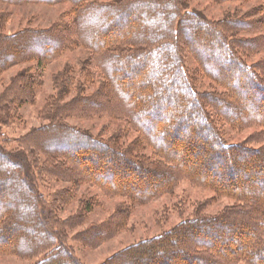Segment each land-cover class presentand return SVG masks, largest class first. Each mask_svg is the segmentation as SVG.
<instances>
[{
  "label": "trees",
  "instance_id": "1",
  "mask_svg": "<svg viewBox=\"0 0 264 264\" xmlns=\"http://www.w3.org/2000/svg\"><path fill=\"white\" fill-rule=\"evenodd\" d=\"M29 1L56 3L62 0ZM69 1L77 5L78 22L83 20L74 31H65L69 43L61 41L57 47H50V51L49 47H45L57 41L61 33L56 29V33L54 30L24 31L12 38L2 35L0 73L27 58L37 59L43 67L45 61L54 58L63 47L81 43L98 54L96 65L105 71L106 90L99 96L112 101L114 114L125 119L141 137L138 142L124 149L112 145L110 141L74 130L60 121H53L44 129L31 134L27 138L30 141H26L29 145L37 146V142L42 141L43 144L50 142L52 145L72 149L70 156H67L63 150L39 144L43 153L48 156L53 154L55 160H58L41 164L47 174L57 180L74 183L77 189L81 183H88L111 197L124 196L133 206L143 205L172 193L183 179L203 188L213 189L220 195H229L236 201L215 216L197 213L171 231L117 253L108 264H172L171 261L179 262L176 264H236L238 261L263 264L264 181L261 182L262 188L258 189L254 185L246 187L248 179L243 181L244 184H234L232 180H238L245 173L252 174V177L255 175L253 183L260 182V175H264V163L257 162H264V146L249 148L244 143L230 145L225 142L208 107L213 109L215 116L229 117L231 125L238 129L253 125L264 129V63L251 65L246 59L264 49V12L259 19L228 17L219 22H210L198 14L186 11L190 0H113L108 4L94 3L85 6L84 0ZM252 15L254 14L247 16ZM143 18L144 25L137 27L136 21ZM123 20L129 21L126 33L125 29H118L116 26ZM103 25H106L105 29H102ZM199 32H206V35L202 37ZM257 32L263 35H241ZM136 33L140 37H136ZM181 35H184V43L179 39ZM13 39L20 41V44L12 43ZM141 45L147 46V49L144 50ZM127 47L132 50H127ZM182 47L195 57L204 74L225 87L224 94L214 96L197 91L193 79L183 66L180 56ZM118 72L129 76L141 75L144 79L138 81L141 88H133L131 93H127L116 80L115 73ZM33 79V75H24L13 81L10 91L14 106H21L30 98L31 101L34 100ZM234 85L239 88L237 91ZM175 88L185 94L176 93ZM7 92L8 90L1 95L2 101L8 97ZM127 97L131 98L128 107L119 106ZM97 98H76L59 109L66 114L84 105L95 104ZM193 100L197 101V108H194ZM10 108L9 105L0 106V119L4 112L10 113ZM247 109L256 112L251 115L246 113ZM229 110L235 114L234 117L227 113ZM197 121H203V127L193 128ZM186 133L192 137L197 133L203 134L205 141L210 142L209 148H201L204 156L201 162L191 166L193 171H188L185 162L171 153L177 136L182 138ZM260 135L263 136V133ZM143 149L153 150L152 155L156 159L140 157L138 151ZM86 150L94 151L95 156L99 157L96 161L91 157L84 159L92 161L93 167L84 166L80 153ZM27 155L30 159L29 167H33L31 163L41 162L36 149L31 148ZM14 157L0 149V159L3 161L0 164V185L11 184L9 194L17 198L10 204L12 213L9 208L0 210V242L7 241L6 235H11L10 229L15 226L23 236V243H13L11 249L5 247L0 252L24 255L27 258L49 254L40 264H82L67 247L65 239L67 229H74L84 216L80 213L78 218L62 220L56 216V211L48 210V205L37 193L34 176L27 175L23 171L24 165L15 163L12 159ZM202 168L211 172L209 176L197 174V170ZM128 170H136L141 176L148 174L150 180H147L144 188L133 186L129 182L114 181L115 175L124 176L128 174ZM216 175L218 179L215 180ZM12 184L17 185L15 193ZM71 198V192L64 191L55 196V202L66 203ZM0 201L3 202L4 199ZM89 205L87 207L90 208ZM130 214V206L120 209L105 225L93 226L80 240L91 245L92 239L98 244L104 239L112 238L123 228ZM74 221H77L76 224L71 226L70 222ZM26 229L32 231L33 235L23 234ZM231 242L236 246L229 249ZM175 246L181 247V251H175ZM158 251L166 255L161 259Z\"/></svg>",
  "mask_w": 264,
  "mask_h": 264
},
{
  "label": "rangeland",
  "instance_id": "2",
  "mask_svg": "<svg viewBox=\"0 0 264 264\" xmlns=\"http://www.w3.org/2000/svg\"><path fill=\"white\" fill-rule=\"evenodd\" d=\"M112 2L113 0H84L83 4L84 6L94 3L102 5ZM263 6L264 0H231L226 2H219L216 0H190L186 11L188 13L198 14L210 22H219L228 17L246 18L250 20L259 19L263 15ZM77 12V5L69 0H62L56 3L29 0H0V36L4 35L12 38L29 30H38L42 32L54 30L55 33L57 30L61 33L56 39L57 43L55 42L53 44L51 42L49 45L44 44L45 47H49L50 51V47H57V44L59 42L61 43V41L62 43H69L65 31H74L79 27L81 21L83 22V20L78 22L79 16ZM248 14L254 15L248 17ZM127 22L129 24L128 20H123L121 23H117L116 26L118 29H125L124 33H126L128 27ZM144 22V18L136 21L137 27L143 26ZM88 23L90 24L91 21L89 20ZM102 27V29H105L106 25ZM183 27L184 30L187 29L185 25H183ZM199 33H201L200 35L202 37L206 35V32ZM137 35L138 33H136V37ZM241 35L244 37H256L263 35V33H243ZM138 37L140 36L138 35ZM179 39L184 43V35H181ZM16 42L20 44V41L13 39L12 43ZM141 47L144 50L147 49L145 45H141ZM126 49L132 50L130 47ZM25 50L30 52L29 49ZM112 50L113 48H111V51ZM150 54L151 52L148 53V55ZM38 55L41 54L39 53ZM180 56L183 60L185 70L188 72L190 78L193 79L196 89L200 94L215 96L222 95L226 92L223 85L201 71L198 61L191 53L186 51V49L183 50V47L181 48ZM97 58L98 54H95V52L91 51L87 46L78 43L70 47H63L54 58L45 61L43 67L37 59L27 58L23 61H18L17 64L11 65L4 72L0 73V106L9 105L11 107L10 113L4 114V112L3 117L0 119V149L7 154L15 156L12 158L13 161L23 164V171H25L27 175L31 174V177L34 176L37 193L41 195L45 204L48 205V210L56 211V216L59 219H74L79 216L80 213L84 216L81 222L79 221V224H76L77 221L73 223L70 222L71 226L74 224L76 225L74 229H67V237L65 239L67 247L73 251L75 257L82 264H108L110 259L117 253L141 241L161 236L178 227L184 220L194 217L197 213L215 216L236 203L229 195H220L213 189L203 188L200 185H195L188 179H183L177 184L172 193L165 194L149 203L133 206L131 204L132 202L124 196L111 197L100 188L88 183H81L80 187L77 189L74 183L60 181L47 174L41 164L46 162L50 164V162L56 161L57 159L55 160L53 154L48 156L43 153V149H39L38 145L41 144L45 147L47 145L49 148L63 150L67 156H70L69 154L72 152V149L63 147V145H52L49 144L50 142L48 144L44 142L43 144L42 141H38L36 144L37 146H35V144L29 145L26 141H30L27 138L30 137L31 134L44 129V127L49 126L53 121H60L74 130L87 133L94 138L110 141L112 145H118L124 149H128L136 141L138 142L141 137L140 133L133 129L125 119L114 114V107L111 104L113 103L112 101H107V98L99 96L102 91L106 90V77L103 68H99L96 65ZM246 59L251 65L264 63V49ZM224 71L227 72V69ZM24 75H26V77H30V75L34 76L36 82H34V100L31 101L32 98H30V96V99L23 105L14 106L11 97L12 93L10 91L12 88L11 85L13 81H17L19 77ZM115 77L116 80L122 84L123 89L127 93H131L133 88L136 90L141 88L139 87L138 81L140 79L144 80L141 78V75L140 77L129 76L123 75L121 72L115 73ZM130 84H132V87H129ZM234 88L236 91L239 89L237 85H234ZM7 90L9 92H7L8 97L4 98L2 101L3 98H1V95ZM174 90L176 93L185 94L184 91L178 88ZM96 96L98 97V101L95 104L88 106L84 105L66 114L62 113L59 109L60 106L76 98ZM24 97H26V94ZM130 100L131 98L127 97L126 101L119 103V106L121 105L125 108L130 104ZM193 102H195L194 108H197V101L193 100ZM208 109L215 119L214 121L217 129L224 141L228 144L236 145L244 143L249 148H262L264 146V129L261 126L253 125L238 129L231 125L228 119L229 117L225 118L220 115L215 116V114H213V109L211 107H208ZM255 112L251 109H247L246 111V113L251 115ZM227 113L232 117L235 116L230 110ZM195 123L196 125H193V128L199 129L203 127V121H197ZM262 133L263 136L260 135ZM188 134L189 133H186L182 138L177 136V141L175 140L177 144H173L174 146L171 153L173 156L185 162L188 171H193L191 166L201 162L204 156V154L201 153V148H209L210 142L205 141V136L203 134L197 133L194 137ZM255 138L259 140L254 141ZM44 140L46 139L44 138ZM31 148L37 150L38 159L41 160V162L31 163L34 168L29 167L30 159L27 155V152ZM216 151L219 150L216 148ZM138 153L143 159H156L153 157V150L151 149H143L142 151H138ZM80 154L85 163L84 166L86 167H93V163L88 160L84 161V159L90 157L95 161L99 159L97 155L95 156L94 151L91 150L83 151ZM70 158L74 160L73 157ZM2 162L3 161L0 159V164ZM259 162L264 163L263 160L257 163L260 164ZM10 172H13V170L10 169ZM209 173L211 172L204 171V168H202V170H197V174L200 176L206 174L209 176ZM140 174L141 173L136 170H128V174L124 176L117 174L113 179L118 183L129 182L133 186L144 188L146 185L145 183L150 179L148 174L147 176H141ZM251 175L252 174L242 173L238 180L232 181L234 184H244L245 182L243 181L248 179L249 181L245 183L246 187L254 185L258 189L262 188L261 182L264 181V175H260V182L256 181V184L253 183L256 180L254 177L255 175L253 174V177ZM216 179H218L217 175L215 180ZM253 179L255 180L253 181ZM11 187V184L10 186L7 184L0 185V200L4 199L3 202L0 201V210L4 207L9 208L10 213L13 212V208H11L12 206L10 204L17 199L9 194V188ZM13 187L15 188V193L17 191V185H13ZM64 191H68V193L71 192L72 198L67 201L68 203L66 202L67 204L59 201L56 203L55 196ZM88 204H90L89 206L91 209L87 207ZM203 205H205L204 209ZM127 206L131 207V214L127 217L123 228L117 235L109 239H104L98 244L94 243V239H92L91 242L93 243H91V245L80 240L85 237L86 233L92 230L93 226L105 225L115 213ZM10 230L11 235H9L10 233L6 235L7 241L0 242V249L5 247L11 249L14 245L13 243L18 245L23 243V241H21V237L23 236L20 231H18V228L14 226V228L12 227ZM23 231V234L33 235L32 231L27 229ZM229 246V249H232L236 244L231 242ZM175 247V251H181V247ZM169 251L171 252V250ZM157 254L161 259L166 255L161 251H158ZM48 255L49 254L46 253L37 257L27 258L24 255L0 252V264H40ZM171 262L172 264L179 263L176 261ZM236 264L246 263L244 261H238Z\"/></svg>",
  "mask_w": 264,
  "mask_h": 264
}]
</instances>
